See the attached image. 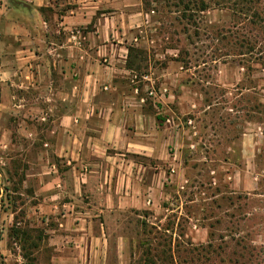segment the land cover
<instances>
[{"label": "crops", "instance_id": "obj_1", "mask_svg": "<svg viewBox=\"0 0 264 264\" xmlns=\"http://www.w3.org/2000/svg\"><path fill=\"white\" fill-rule=\"evenodd\" d=\"M156 6L157 0H0L2 71L24 90L11 102L41 115L48 146L43 164L23 181L29 194L19 193L16 206L0 199V264H29L27 252L33 264H132V241L119 213L156 214L169 189L184 188L187 131L171 108L190 89L184 82L173 91L172 80L186 72L182 62L167 52L156 56L167 61L158 103L148 105L139 87L124 89L118 81H133L130 47H156L145 36L153 31ZM256 66L252 73L264 91V69ZM215 69L232 72L228 64ZM154 76L150 67L149 89ZM17 91L11 89L12 97ZM243 139L244 151L257 159L259 142L249 133ZM253 166L239 170L247 182L258 172L257 160ZM28 228L43 232L31 248L14 233Z\"/></svg>", "mask_w": 264, "mask_h": 264}, {"label": "rangeland", "instance_id": "obj_2", "mask_svg": "<svg viewBox=\"0 0 264 264\" xmlns=\"http://www.w3.org/2000/svg\"><path fill=\"white\" fill-rule=\"evenodd\" d=\"M185 4L186 0H157L153 31L145 34L157 45L134 62L133 81L118 80L124 89L139 87L148 105L158 103L155 92L159 79L164 80L167 61L156 56L167 52L186 71L179 82L172 80L174 94L180 84L190 86L180 103L171 105L173 116H179L187 131L182 156L189 172L184 188L169 189V200L156 214L119 213L124 216V234L132 241V264H264V91L258 88L259 74L249 71L257 67L256 56H240L233 46L236 33H247L248 24L235 28L240 20L231 0H191L189 10ZM254 33L262 37L258 49L264 45V33ZM224 64L232 70L230 75L216 72ZM150 67L158 80L149 89L144 76ZM0 68V199L16 206L19 193L29 194L23 181L43 164L41 151L48 146L44 125L37 122L41 115L11 102L24 90L12 85L18 79L2 71L1 63ZM13 88L18 89L16 97ZM246 88H257V94L244 92ZM246 133L259 142L262 152L257 159L244 151ZM256 160L258 172L247 182L249 176L239 170H254ZM236 184L251 190L235 189Z\"/></svg>", "mask_w": 264, "mask_h": 264}, {"label": "trees", "instance_id": "obj_3", "mask_svg": "<svg viewBox=\"0 0 264 264\" xmlns=\"http://www.w3.org/2000/svg\"><path fill=\"white\" fill-rule=\"evenodd\" d=\"M185 0H180L181 4L184 3ZM187 4H185V9L189 10L190 6L189 3L191 0H186ZM225 1V0H223ZM264 0H231L232 2V9L233 13L236 17L239 18L240 21H237V25H235V28L240 27L239 25L247 23V33H239L237 32L235 35V42L233 43L234 48L239 51L238 53L240 56L248 55L250 56V59L253 58V55L256 56L253 59V63L255 65H260L264 69V45L259 47L257 49V44L262 37L259 35H256V33L252 34L253 30L259 29V31H263L264 33V6H263ZM202 3V1H201ZM203 4V3H202ZM204 8V7H203ZM202 10H205L202 9ZM250 26V31L248 30ZM249 31V32H248ZM230 33V31H228ZM250 36L248 38L247 34ZM223 40H226V37H222ZM245 50V51H243ZM146 51L130 47L129 49V59L127 62V67L130 70H134V62L138 59L139 56L145 54ZM249 60V59H248ZM250 62V60H249ZM255 68L254 65L249 67V71H253ZM145 223H143L144 225ZM15 235L18 237H21L22 242L25 243V245H28L30 248L33 246H36L38 244V240H42L43 238V232L40 230H31V229H25V230H16ZM24 257L29 260V264H33V257L32 253L27 252Z\"/></svg>", "mask_w": 264, "mask_h": 264}, {"label": "built area", "instance_id": "obj_4", "mask_svg": "<svg viewBox=\"0 0 264 264\" xmlns=\"http://www.w3.org/2000/svg\"><path fill=\"white\" fill-rule=\"evenodd\" d=\"M152 93V92H151Z\"/></svg>", "mask_w": 264, "mask_h": 264}]
</instances>
